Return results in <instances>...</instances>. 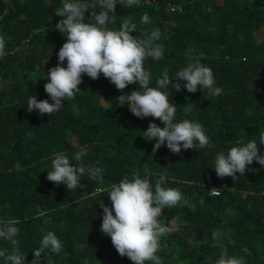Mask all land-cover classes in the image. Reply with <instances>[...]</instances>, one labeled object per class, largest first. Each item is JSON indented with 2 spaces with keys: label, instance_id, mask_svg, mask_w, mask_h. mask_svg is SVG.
<instances>
[{
  "label": "trees",
  "instance_id": "obj_1",
  "mask_svg": "<svg viewBox=\"0 0 264 264\" xmlns=\"http://www.w3.org/2000/svg\"><path fill=\"white\" fill-rule=\"evenodd\" d=\"M61 5L62 0H0V35L6 38L8 53L0 58V220L20 221L16 239L25 264H31L48 231L59 237L64 250H45L41 264H132L100 231L103 213L98 203L111 208V202L107 192L97 193L96 188L130 179L133 171L143 178L145 163L153 186L160 174L166 175L162 186L178 188L184 197L177 206L163 209L159 218L171 228L158 252L163 264H214L225 250L229 256H243L245 264H264V167L253 161L234 182L214 171L217 153L227 154L241 139L255 138L258 154L264 155L259 144L264 132V0H141L131 8L117 3V20L109 29L119 30L127 19L137 25L132 36L142 37L153 27L161 31L157 43L164 46V59L146 62L149 86L155 87L165 68L175 79L180 68L198 60L212 69L215 86L222 88L220 96H211L199 86L197 92H187L184 82L178 81L179 92L169 85L176 121L200 122L214 147H181L174 154L165 144L154 155L156 141H148L143 132L150 123H162L137 118L116 100L137 90L135 84L120 91L103 74L96 80L82 74L81 92L64 101L60 111L51 116L27 112L32 95L52 102L44 85L67 42L55 29L63 19L55 15ZM94 11L98 14L99 7ZM144 13L151 18L148 25L141 23ZM90 18L86 13V21ZM58 152L72 166L102 168L103 184L85 175L83 187L69 191L48 181ZM76 154H81L79 161ZM213 189L220 195L212 194ZM214 230L221 231L216 239ZM2 248L11 251L4 240Z\"/></svg>",
  "mask_w": 264,
  "mask_h": 264
},
{
  "label": "clouds",
  "instance_id": "obj_2",
  "mask_svg": "<svg viewBox=\"0 0 264 264\" xmlns=\"http://www.w3.org/2000/svg\"><path fill=\"white\" fill-rule=\"evenodd\" d=\"M141 0H62L60 8L55 10L57 17H63L55 25L66 41L58 52L57 65L48 70L47 83L44 91L52 101H38L34 95L27 101V112H38L40 115H52L64 107V101L75 98L81 92L78 85L82 83L81 76L86 74L92 80L103 74L104 78L114 84L117 90H124L128 85H137V90L130 94L117 97L119 106L127 105L131 114L137 118L152 117L159 120L163 127L150 123L143 135L148 141L155 140L152 153L155 154L162 145L174 154L185 150L214 147L203 125L196 120L184 119L176 121L177 106L173 104L167 89L169 85L176 92L181 90V83L189 93L205 89L211 96H220L222 88L215 86V77L210 67L204 66L198 60L180 68L175 79L170 78L169 69L165 68L160 77L152 83L151 72L145 68L146 62L151 59H164V46L157 43L161 39L159 28L145 30L142 37L132 36L137 25L125 19L119 30L109 29L108 25L115 23V8L117 3L125 8L138 6ZM99 7L97 14L94 9ZM90 15L86 21L85 14ZM141 23L148 25L151 18L147 13L141 16ZM6 38L0 35V58L6 52ZM49 59V58H48ZM45 60L44 64L47 63ZM67 62L66 67L61 66ZM179 81V82H178ZM105 105L103 97L98 96ZM186 112L192 108L184 106ZM32 133H27L31 138ZM259 144L264 145V132L259 135ZM79 161L81 154H76ZM255 161L264 167V155L258 154V143L255 138L244 142H236L227 154L217 153L214 160V171L219 178L231 177L233 182L238 180L237 173L244 175L248 166ZM146 175L142 178L138 171H133L131 178L125 176L118 183L108 188L97 187L96 192H107L111 208L101 201L102 224L100 231L111 238V243L121 257H127L132 264H163L158 255L161 250V240L171 232V228L164 225L159 219L162 210L177 206L183 199L178 188H165L166 175L160 174L155 182L151 183L147 164L142 165ZM104 170L98 166L85 168L82 165L72 166L68 156L63 152L54 154L51 162V171H47L46 179L56 185H64L69 191L83 187L81 178L87 175L98 184H103ZM220 195L217 190L211 191ZM18 219L9 218L0 220V240L11 245L0 249L2 264H25V255L21 251L20 242L16 237L20 229ZM221 235L220 230H214L213 239ZM45 250L59 254L64 250V244L52 231L43 235L40 245L33 253L31 264H41V255ZM47 264H52L47 260ZM214 264H245L243 256H229L221 253Z\"/></svg>",
  "mask_w": 264,
  "mask_h": 264
},
{
  "label": "built area",
  "instance_id": "obj_3",
  "mask_svg": "<svg viewBox=\"0 0 264 264\" xmlns=\"http://www.w3.org/2000/svg\"><path fill=\"white\" fill-rule=\"evenodd\" d=\"M173 10V9H172ZM214 190V189H213ZM213 194V193H212Z\"/></svg>",
  "mask_w": 264,
  "mask_h": 264
}]
</instances>
